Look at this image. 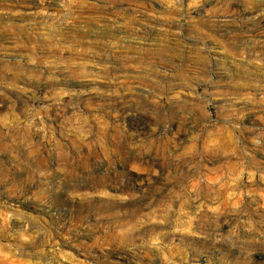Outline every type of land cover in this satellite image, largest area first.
Returning a JSON list of instances; mask_svg holds the SVG:
<instances>
[{
    "label": "rangeland",
    "instance_id": "obj_1",
    "mask_svg": "<svg viewBox=\"0 0 264 264\" xmlns=\"http://www.w3.org/2000/svg\"><path fill=\"white\" fill-rule=\"evenodd\" d=\"M0 264H264V0H0Z\"/></svg>",
    "mask_w": 264,
    "mask_h": 264
}]
</instances>
